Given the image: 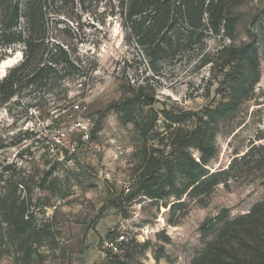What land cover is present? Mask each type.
I'll list each match as a JSON object with an SVG mask.
<instances>
[{"label": "rangeland", "instance_id": "obj_1", "mask_svg": "<svg viewBox=\"0 0 264 264\" xmlns=\"http://www.w3.org/2000/svg\"><path fill=\"white\" fill-rule=\"evenodd\" d=\"M239 12L235 45L250 44L249 73L220 91L223 78L194 58L163 62L155 76L112 17L101 26L78 5L47 10L41 58L63 47L96 70L52 78L55 91L26 80L0 105V171H23L37 229L48 233L31 264H224L232 246L243 252L251 221L264 225V0ZM8 52L0 80L24 58L22 46ZM140 84L148 104L133 107ZM163 110L185 121L172 125ZM21 255L0 241V264H23Z\"/></svg>", "mask_w": 264, "mask_h": 264}, {"label": "trees", "instance_id": "obj_2", "mask_svg": "<svg viewBox=\"0 0 264 264\" xmlns=\"http://www.w3.org/2000/svg\"><path fill=\"white\" fill-rule=\"evenodd\" d=\"M244 2L245 0H0V64L9 56L10 49L22 46L24 51L21 63L11 68L7 76L0 80V105L14 99L26 80L28 83H39V86L47 87L48 91H55V83L49 82L52 78H80L95 72V62L92 61L90 67L83 68L63 47L56 49L48 61L41 58L43 56H40V50L46 44L47 10L59 3L95 11L100 17L96 18V22L101 26L107 25L108 17L118 20L126 41L143 49L155 76L163 75L159 66L163 62L176 66L188 60L187 58L190 61L194 58L195 69L210 65L215 78H223L219 81V90L227 91L234 85L244 83L249 73L247 59L251 46L235 45L242 18L239 8L244 6ZM92 25L97 27L96 24ZM208 40H219L220 44L212 52L207 51L205 46ZM175 73L176 70L172 77H175ZM131 88L132 96L127 99L128 104L133 107L148 104L144 97L148 89L146 85H134ZM159 113L172 125L185 121L182 114L167 110ZM159 113L154 112L155 117ZM196 132L198 131H194ZM157 165L160 166L158 169L163 167L158 160ZM14 166L16 165L13 163L8 164L0 171V241L6 238L22 254L21 263L31 264L29 259L33 244L45 238L44 234L48 236V233L37 229L33 191L22 175L23 171L14 174ZM51 174L49 172L44 180ZM257 221H251L249 230L244 233L245 243L241 247L243 252L232 246L227 251L230 259L224 264H264V225L263 222L256 223ZM110 256L111 253L107 252V257ZM111 258L128 259L130 253L125 257L116 255ZM104 264L126 263L112 260Z\"/></svg>", "mask_w": 264, "mask_h": 264}, {"label": "water", "instance_id": "obj_3", "mask_svg": "<svg viewBox=\"0 0 264 264\" xmlns=\"http://www.w3.org/2000/svg\"><path fill=\"white\" fill-rule=\"evenodd\" d=\"M11 60V59H10ZM4 62H6V61H4ZM4 62H2L1 64H0V72H2V70H3V64H4ZM1 74V73H0ZM6 76V75H5ZM4 76V77H5Z\"/></svg>", "mask_w": 264, "mask_h": 264}, {"label": "bare ground", "instance_id": "obj_4", "mask_svg": "<svg viewBox=\"0 0 264 264\" xmlns=\"http://www.w3.org/2000/svg\"><path fill=\"white\" fill-rule=\"evenodd\" d=\"M11 62V61H10ZM9 62V63H10ZM7 63H8V61H6V62H4V64H3V69L6 67V65H7ZM8 66V65H7ZM3 71V70H2Z\"/></svg>", "mask_w": 264, "mask_h": 264}, {"label": "built area", "instance_id": "obj_5", "mask_svg": "<svg viewBox=\"0 0 264 264\" xmlns=\"http://www.w3.org/2000/svg\"><path fill=\"white\" fill-rule=\"evenodd\" d=\"M83 128H84L85 130H87V127H86V126H83Z\"/></svg>", "mask_w": 264, "mask_h": 264}]
</instances>
